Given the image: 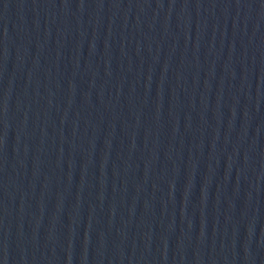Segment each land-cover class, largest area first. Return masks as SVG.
Returning <instances> with one entry per match:
<instances>
[{
	"label": "water",
	"instance_id": "water-1",
	"mask_svg": "<svg viewBox=\"0 0 264 264\" xmlns=\"http://www.w3.org/2000/svg\"><path fill=\"white\" fill-rule=\"evenodd\" d=\"M0 264H264V0H0Z\"/></svg>",
	"mask_w": 264,
	"mask_h": 264
}]
</instances>
